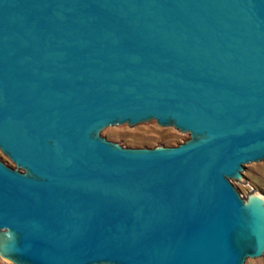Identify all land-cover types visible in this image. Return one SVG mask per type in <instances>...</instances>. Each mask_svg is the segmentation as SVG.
<instances>
[{
  "label": "water",
  "instance_id": "95a60500",
  "mask_svg": "<svg viewBox=\"0 0 264 264\" xmlns=\"http://www.w3.org/2000/svg\"><path fill=\"white\" fill-rule=\"evenodd\" d=\"M154 120L176 145L100 134ZM0 259L264 254V0H0Z\"/></svg>",
  "mask_w": 264,
  "mask_h": 264
},
{
  "label": "rangeland",
  "instance_id": "374dc122",
  "mask_svg": "<svg viewBox=\"0 0 264 264\" xmlns=\"http://www.w3.org/2000/svg\"><path fill=\"white\" fill-rule=\"evenodd\" d=\"M100 134L109 140L130 147H151L156 144L176 145L188 138L186 132H180L171 126H159L154 120L145 121L134 126H128L127 124L108 126L102 129ZM0 159L12 165L1 152ZM244 167L241 172L244 180H231L241 196L245 197L254 189L264 191V159L259 162L244 164ZM0 264L9 263L0 259ZM244 264H264V254L258 258H247Z\"/></svg>",
  "mask_w": 264,
  "mask_h": 264
}]
</instances>
